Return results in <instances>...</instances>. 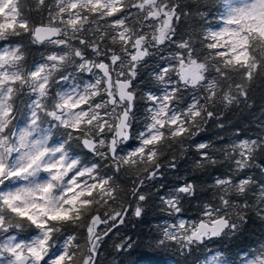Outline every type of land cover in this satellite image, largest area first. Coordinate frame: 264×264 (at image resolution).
<instances>
[{
  "label": "clouds",
  "instance_id": "clouds-1",
  "mask_svg": "<svg viewBox=\"0 0 264 264\" xmlns=\"http://www.w3.org/2000/svg\"><path fill=\"white\" fill-rule=\"evenodd\" d=\"M0 264H264V0H0Z\"/></svg>",
  "mask_w": 264,
  "mask_h": 264
},
{
  "label": "snow or ice",
  "instance_id": "snow-or-ice-1",
  "mask_svg": "<svg viewBox=\"0 0 264 264\" xmlns=\"http://www.w3.org/2000/svg\"><path fill=\"white\" fill-rule=\"evenodd\" d=\"M194 71V70H193ZM55 218V217H54Z\"/></svg>",
  "mask_w": 264,
  "mask_h": 264
}]
</instances>
